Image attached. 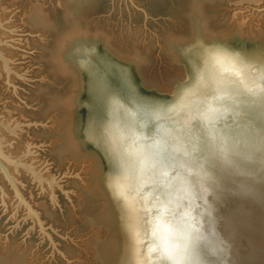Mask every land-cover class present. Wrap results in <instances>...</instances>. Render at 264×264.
I'll list each match as a JSON object with an SVG mask.
<instances>
[{
  "label": "rangeland",
  "instance_id": "1",
  "mask_svg": "<svg viewBox=\"0 0 264 264\" xmlns=\"http://www.w3.org/2000/svg\"><path fill=\"white\" fill-rule=\"evenodd\" d=\"M133 1L155 20L145 23L143 14L132 8L128 0H115L114 5L112 0H0V49L5 50L10 68L8 73L0 60V118L14 128L19 126L13 132L0 127V134L9 149L7 153L22 157L52 183H41L22 169L11 170L39 213L46 227L44 235L37 223L24 219L25 209L17 207L14 193L0 174V263H122L124 243L120 239L118 209L111 197L106 198L109 206L100 194L101 189L107 190L106 182L115 164L91 144L86 132L89 123L92 130H102L109 107L106 100L110 97L102 93L99 78L89 76L91 72L76 62L72 65L77 66L82 84L74 95V133L81 152L62 151L69 128V112L62 101L73 97L72 83L56 76L50 65L56 42L71 31L75 22L91 40L74 42L72 50L88 48L100 66L107 61L111 80L122 85L117 93L125 98L132 95L141 105L175 99L192 82L207 48L219 46L255 58L264 55V0ZM36 8L42 11L44 27L36 28L28 21V12ZM97 33L107 37V41H95ZM199 158L204 171L211 177L215 175L218 195L210 186L212 189L209 187L207 192L211 193L201 194L204 198L195 200L193 208L191 204L192 217L177 214L181 231L191 220L196 228L190 235V258L182 264H244L241 242H237L244 230L236 226L231 227L232 231L225 229L222 220L234 207L236 212L250 200L257 207H264V171L260 173L257 168L264 169L263 154L248 145L222 140L203 150ZM234 160L238 161L237 167ZM234 166L236 169H232ZM185 171L181 178L187 177ZM219 172H223V178ZM255 173L258 176H253ZM185 208L189 210V204ZM184 216L190 221L186 217L182 220Z\"/></svg>",
  "mask_w": 264,
  "mask_h": 264
},
{
  "label": "bare ground",
  "instance_id": "2",
  "mask_svg": "<svg viewBox=\"0 0 264 264\" xmlns=\"http://www.w3.org/2000/svg\"><path fill=\"white\" fill-rule=\"evenodd\" d=\"M29 12L28 21L36 28L44 27L42 11L36 8ZM83 31L75 22L71 31L56 42V51L51 57L50 67L54 74L68 78L73 88H71L73 97L62 101V106L69 112V126L65 125L69 128L64 137L66 144L62 151L77 154L81 152L74 133V95L82 84L77 66L72 65L76 62L81 69L86 68L91 72L89 76L99 78V85L104 88L102 93L110 97L106 100L109 107L106 111L107 121L102 130H99L100 127L95 131L87 128L86 132L89 133V139L98 144L104 157L111 158L115 164V170L111 172V177L108 176L106 182L107 190L101 189L100 194L105 200L111 197L118 209L122 228L120 239L124 243L121 264H182L184 260L190 258L192 251L190 235L196 228L192 220L184 216L182 220L186 217V221L190 222L185 225L186 229L181 231L178 227L179 221L176 220L177 214L182 212L183 215L188 214L192 217L194 201L204 198L202 195L212 186L215 189V192H212L218 195L217 185L214 186L215 175L211 177L201 165L199 158L201 152L222 140L224 143L236 141L261 151L264 160V59L255 58L248 53L228 51L219 46L207 48L206 54L200 58L201 65L194 70L196 72L192 82L184 86L175 99L166 101L165 104L162 102L157 107H146L137 100L127 99L121 93H117L116 87L119 84L111 80L107 61L102 62L100 66L98 60L91 58L93 55L89 54L88 48L72 50L74 42L91 40L88 32ZM98 34L93 37L95 41H107V37ZM91 77L89 79H92ZM120 86L122 87L121 84ZM113 91L116 93H112ZM87 100L89 101V98ZM92 101L89 102L91 105ZM234 161V164L238 162ZM178 164L182 168H179ZM235 166L237 167V164ZM235 166L232 169H236ZM227 167L229 168V165ZM228 168L227 170H230ZM257 168L260 173L264 171L261 166ZM185 170L189 179L186 176L181 178ZM107 203L111 205L110 201L106 200L105 204ZM188 204L189 213L185 208ZM108 208L106 210L110 213ZM233 210L235 211V207ZM231 212L222 220V224L228 230L233 226L244 230L240 241H237L241 242L239 247L243 251L244 264H264V207L259 208L250 200L237 208L233 220ZM146 246H149V250H145Z\"/></svg>",
  "mask_w": 264,
  "mask_h": 264
},
{
  "label": "water",
  "instance_id": "3",
  "mask_svg": "<svg viewBox=\"0 0 264 264\" xmlns=\"http://www.w3.org/2000/svg\"><path fill=\"white\" fill-rule=\"evenodd\" d=\"M128 2L130 3L131 7L134 8L136 11L140 12L143 14L144 16V21L145 23H147L149 20H155L153 17H150L148 12L144 9L141 8L139 6H137L135 4V2L133 0H128ZM113 5L115 4V0H112ZM129 9V8H128ZM1 41V40H0ZM160 46V45H159ZM161 48V46H160ZM262 59H264V55L262 57H260ZM0 60L2 61L4 68L6 69V71L9 73L10 72V68H9V64H8V60L5 57V55L3 54V52L0 49ZM121 82L125 83V81H123V79L121 80ZM97 83H99V80L97 81ZM121 86L116 87V89L118 91H121ZM180 93H177L176 95H179ZM124 96V95H123ZM130 97V96H129ZM127 99H134L137 100L138 103L141 104V101L138 100L137 98L134 97H130ZM165 104V103H164ZM146 105V104H145ZM161 104L158 105H152L153 107H157ZM146 107H150L149 105ZM0 127L9 131V132H13L15 131V129L19 128L18 125L14 127L11 126V124L6 123L5 121H3L0 118ZM103 127V125L101 126ZM92 128L91 123L88 124V129ZM90 136H88L89 138ZM101 138V136H98ZM102 139V138H101ZM91 142V140H89ZM91 144H93L95 147L99 148L94 142H91ZM12 168H14L15 170L18 169H22L24 171H26L27 173L32 174L35 178H37L41 183H47L49 185H51L52 183L47 180L46 178L43 177V175H41L40 173H38L31 165H28L27 163H25L23 161L22 157H14L12 154L7 153L6 152V145H5V141L2 138L1 134H0V174L3 176V178L5 179V181L7 182V184L9 185V187L11 188L12 192L14 193V197L17 200V207H23L26 211V216L24 219H32L34 221V223L38 224V227L40 229V231L44 234L47 235L46 233V227L39 215V213L37 212V210H35V208L33 207V205L29 202V200L26 198V196L24 195V193L22 192L19 183L17 181V178L13 175L12 173ZM115 170V169H114ZM111 177V175L109 174V178ZM3 205H5V202H3ZM6 206V205H5ZM17 212V211H16ZM19 224H17L18 226Z\"/></svg>",
  "mask_w": 264,
  "mask_h": 264
}]
</instances>
